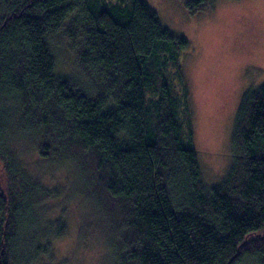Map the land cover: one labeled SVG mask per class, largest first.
I'll list each match as a JSON object with an SVG mask.
<instances>
[{
  "label": "trees",
  "instance_id": "1",
  "mask_svg": "<svg viewBox=\"0 0 264 264\" xmlns=\"http://www.w3.org/2000/svg\"><path fill=\"white\" fill-rule=\"evenodd\" d=\"M180 1L190 15L213 6ZM58 31L69 76L54 70ZM187 48L141 0H0V264L48 259L65 225L39 210L65 189L99 221L109 264H264V84L242 96L231 168L208 192L178 64ZM33 156L67 168L61 191L28 177Z\"/></svg>",
  "mask_w": 264,
  "mask_h": 264
},
{
  "label": "rangeland",
  "instance_id": "2",
  "mask_svg": "<svg viewBox=\"0 0 264 264\" xmlns=\"http://www.w3.org/2000/svg\"><path fill=\"white\" fill-rule=\"evenodd\" d=\"M99 1L107 5L118 0ZM141 1L155 13L162 29L188 43V48L180 52L178 64L190 102L191 145L201 181L210 192L226 179L232 165L231 134L248 87L244 78H251L248 90L264 84V0H213L212 8L195 15L188 14L180 0ZM49 42L55 72L69 76L74 69L69 42L62 31L54 33ZM172 85L178 90L175 82ZM36 160L35 156L23 160L28 177L61 191L67 168ZM63 191L60 201L39 210L41 218L59 217L65 225L63 232L49 241L48 259L43 257L41 263L109 264L105 237L96 230L100 229L99 221L92 224V213L86 220L79 201L75 203L76 198L66 189L61 198ZM82 218L88 224L77 229Z\"/></svg>",
  "mask_w": 264,
  "mask_h": 264
},
{
  "label": "flooded vegetation",
  "instance_id": "3",
  "mask_svg": "<svg viewBox=\"0 0 264 264\" xmlns=\"http://www.w3.org/2000/svg\"><path fill=\"white\" fill-rule=\"evenodd\" d=\"M257 70L260 72V75H261V73H262V69L258 67ZM244 79H245V82H247V86L249 87L250 84H251V81H250L251 78H250V77H246V78H244ZM248 87H247V89H245V92H246V90H248ZM245 92H244V93H245ZM244 93H243V94H244Z\"/></svg>",
  "mask_w": 264,
  "mask_h": 264
}]
</instances>
